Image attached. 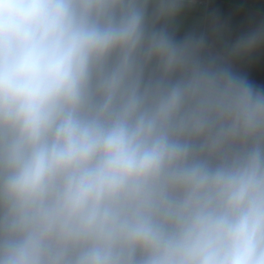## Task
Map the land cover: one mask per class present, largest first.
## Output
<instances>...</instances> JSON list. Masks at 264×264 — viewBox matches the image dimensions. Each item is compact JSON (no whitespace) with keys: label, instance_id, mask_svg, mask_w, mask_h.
<instances>
[{"label":"clouds","instance_id":"clouds-1","mask_svg":"<svg viewBox=\"0 0 264 264\" xmlns=\"http://www.w3.org/2000/svg\"><path fill=\"white\" fill-rule=\"evenodd\" d=\"M197 0H0V264H264V20Z\"/></svg>","mask_w":264,"mask_h":264},{"label":"crops","instance_id":"crops-1","mask_svg":"<svg viewBox=\"0 0 264 264\" xmlns=\"http://www.w3.org/2000/svg\"><path fill=\"white\" fill-rule=\"evenodd\" d=\"M217 13L221 22L230 24L231 36L234 39L250 23L251 19L264 20V0H209L204 8L194 7L192 12L181 23L179 34L197 27L210 13Z\"/></svg>","mask_w":264,"mask_h":264},{"label":"built area","instance_id":"built-area-1","mask_svg":"<svg viewBox=\"0 0 264 264\" xmlns=\"http://www.w3.org/2000/svg\"><path fill=\"white\" fill-rule=\"evenodd\" d=\"M209 0H197V4L195 7H206L208 5Z\"/></svg>","mask_w":264,"mask_h":264}]
</instances>
